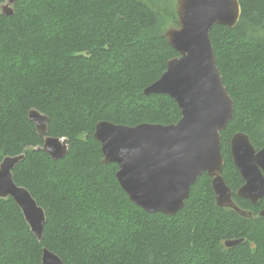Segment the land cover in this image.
<instances>
[{"label": "trees", "instance_id": "obj_1", "mask_svg": "<svg viewBox=\"0 0 264 264\" xmlns=\"http://www.w3.org/2000/svg\"><path fill=\"white\" fill-rule=\"evenodd\" d=\"M233 27L214 25L209 38L233 116L221 132L222 176L246 218L215 203L203 173L174 215L132 204L103 163L93 137L98 121L134 126L175 123L176 102L143 94L178 53L164 36L177 26L167 0H16L0 8V161L23 153L14 181L45 214L42 238L20 207L0 198V264H42V249L63 264H264V206L236 195L243 180L229 152L231 136L264 147V0H239ZM1 5V1H0ZM48 119V134L68 138L51 159L27 112ZM240 241L231 246L224 242Z\"/></svg>", "mask_w": 264, "mask_h": 264}, {"label": "water", "instance_id": "obj_2", "mask_svg": "<svg viewBox=\"0 0 264 264\" xmlns=\"http://www.w3.org/2000/svg\"><path fill=\"white\" fill-rule=\"evenodd\" d=\"M4 15L13 13L16 0H0ZM178 25L164 36L178 53L166 62L163 73L143 94H166L179 110L177 122L139 123L134 126L98 121L93 137L100 143L103 163L116 165L115 178L130 202L148 213L174 215L184 206L192 185L206 173L211 178L215 203L251 218L232 198L222 176L221 132L233 116L234 103L216 64L209 31L214 25L233 27L241 15L239 0H176ZM42 150L51 159L68 151V138L48 134V117L35 108L27 112ZM229 152L243 180L236 195L257 204L264 197V147L256 149L249 136L234 133ZM24 154L5 156L0 161V198L11 197L20 207L31 232L41 239L45 214L31 193L13 179V170ZM264 218V207L256 214ZM239 239L224 242L231 247ZM42 264H63L47 248Z\"/></svg>", "mask_w": 264, "mask_h": 264}, {"label": "rangeland", "instance_id": "obj_3", "mask_svg": "<svg viewBox=\"0 0 264 264\" xmlns=\"http://www.w3.org/2000/svg\"><path fill=\"white\" fill-rule=\"evenodd\" d=\"M168 4L170 2V6L174 8L175 10V5H176V0H167ZM168 28V27H167Z\"/></svg>", "mask_w": 264, "mask_h": 264}, {"label": "flooded vegetation", "instance_id": "obj_4", "mask_svg": "<svg viewBox=\"0 0 264 264\" xmlns=\"http://www.w3.org/2000/svg\"><path fill=\"white\" fill-rule=\"evenodd\" d=\"M263 207H264V206H263ZM263 207H262V208H263Z\"/></svg>", "mask_w": 264, "mask_h": 264}]
</instances>
